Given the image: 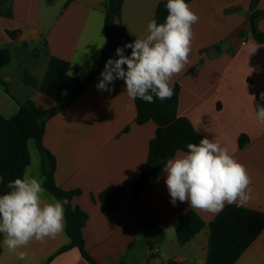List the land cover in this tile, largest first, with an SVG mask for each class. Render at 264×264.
<instances>
[{"label": "crops", "instance_id": "0c3cea01", "mask_svg": "<svg viewBox=\"0 0 264 264\" xmlns=\"http://www.w3.org/2000/svg\"><path fill=\"white\" fill-rule=\"evenodd\" d=\"M166 1L124 0L117 24L127 30L133 42L144 38L158 5ZM105 3L11 0L7 9L0 8V48H9L11 54L16 51L25 60L33 53L34 58L17 75L8 71L11 62L0 72L8 86L0 83V128L17 114L19 102L32 100L43 113L55 105L52 98L25 84L23 72L42 80L50 58L57 57L70 63L71 76L81 80L90 77L94 61L102 57L108 44ZM187 4L199 20L193 25L189 63L172 80L180 86L178 115L189 119L202 138L217 140L245 165L252 180L251 199L245 207L264 212V124L257 121L255 110L256 93L264 86V43L253 38L257 31L264 33V0H190ZM8 9L12 17L4 15ZM256 11H262L263 16L254 19ZM253 48L256 50L251 53ZM107 61L76 101L45 118L43 145L56 159L55 182L66 191L81 190L72 204L88 214L83 229L86 249L100 264H119L121 260L125 264H206L209 223L219 213L198 211L187 202L173 205L164 171L134 200L132 183L147 161L157 125L152 121L136 124L135 100L127 96L123 80L109 85L111 91L97 89ZM241 135L250 140L243 148L238 144ZM29 151L31 163L26 171L42 179L46 189L41 155L33 140ZM184 153L179 151L175 156ZM1 183L3 195L6 192ZM119 188L125 194L118 208L109 211L98 196L104 190ZM44 195L49 202L55 197L47 189ZM190 210L202 217L206 227L181 245L174 219ZM150 225L162 228L164 238ZM2 240L0 235V264H89L75 248L58 254L70 243L66 230L55 239L33 241L19 249L27 253L26 260L8 252ZM235 264H264V230Z\"/></svg>", "mask_w": 264, "mask_h": 264}, {"label": "trees", "instance_id": "16d2710c", "mask_svg": "<svg viewBox=\"0 0 264 264\" xmlns=\"http://www.w3.org/2000/svg\"><path fill=\"white\" fill-rule=\"evenodd\" d=\"M11 0H1L0 8L6 7ZM190 0H185L189 2ZM166 2L158 5L154 19L157 23H163L167 16ZM124 0H106L104 4V27L108 44L102 53V57L94 61L91 75L87 80L69 74L70 63L57 57H51L46 73L42 80L36 79L25 71L23 80L25 84L38 89L42 94L50 97L55 102L52 109L46 113L41 112L32 100L19 102L17 114L8 120L0 128V177L4 192H9L7 184L15 178L22 177L31 163L29 142L33 140L40 152L42 159V172L45 176V187L57 200L67 198L69 203L65 205L66 234L70 239L68 245L63 246L58 254L70 249H77L81 256L89 264H100L86 249L83 229L88 220V214L80 208L73 206L72 201L81 194V190L66 191L60 188L54 178L56 171V159L43 145L46 132V117L50 118L76 101L86 90L90 81L94 78L100 66L109 59H118L116 49L123 48L125 44L132 43L127 30L118 26L121 20ZM1 11V10H0ZM2 13V12H0ZM8 17L13 16L11 9L4 12ZM263 16L262 11L253 14L254 19ZM11 37L15 33L9 32ZM254 40L264 43V33L257 31ZM124 55L130 56L131 49L125 48ZM12 59L9 48H0V72ZM0 83L6 88L7 83L0 74ZM174 94L164 101L154 97V103H147L140 98L135 99L137 116L136 124L143 125L154 122L157 130L149 144V153L146 163L140 171L139 178L132 183L136 200L147 188L155 184L163 173L166 161L173 158L177 152H187V144L199 143L202 139L189 119L178 115L180 86L173 83ZM8 90V89H7ZM69 92L68 97L66 93ZM264 93V86L256 93V105L264 106V100L260 94ZM246 135H241L238 141L239 148L249 143ZM122 188L104 190L98 196L99 202L109 211L118 208L120 199L124 196ZM161 238L165 233L162 228L150 225ZM206 227L205 221L195 211L190 210L174 219V229L177 241L181 245L190 242L198 233ZM210 247L206 264H235L242 254L254 243L264 230V212L252 210L245 206L227 204L223 210L209 223ZM119 264H125L123 260ZM168 264H177L170 261Z\"/></svg>", "mask_w": 264, "mask_h": 264}, {"label": "clouds", "instance_id": "9594fccd", "mask_svg": "<svg viewBox=\"0 0 264 264\" xmlns=\"http://www.w3.org/2000/svg\"><path fill=\"white\" fill-rule=\"evenodd\" d=\"M165 8L168 14L163 23L150 20L146 37L116 49L119 58L106 62L96 85L98 90L111 91L109 85L120 79L133 101L140 98L154 103V97L164 101L173 96L172 80L189 63L195 35L193 25L199 17L185 0H167ZM125 48L131 49L130 56L124 55ZM260 99L264 100V93ZM255 110L257 121L264 124V106L256 105ZM187 149L186 153L168 159L163 169L173 205L177 201L187 202L198 211L218 214L226 203H235L238 207L248 203L251 177L245 165L226 147L205 137L198 144H187ZM7 188L10 191L0 195L2 243L17 259L26 260L27 253L19 249L33 241L43 243L46 238L55 239L64 232L65 205L69 200L53 197L49 202L44 195L43 180L30 171L10 181Z\"/></svg>", "mask_w": 264, "mask_h": 264}, {"label": "rangeland", "instance_id": "374dc122", "mask_svg": "<svg viewBox=\"0 0 264 264\" xmlns=\"http://www.w3.org/2000/svg\"><path fill=\"white\" fill-rule=\"evenodd\" d=\"M13 52V57H12V61L11 64L8 66V71H10L12 74L17 75L18 71L20 68H22V66H24V64L28 65V62H32L34 60L33 58V53H29L27 56V59L25 60L24 57L19 56L20 54H18L16 51H12ZM24 75V72H23Z\"/></svg>", "mask_w": 264, "mask_h": 264}, {"label": "built area", "instance_id": "2783aa9c", "mask_svg": "<svg viewBox=\"0 0 264 264\" xmlns=\"http://www.w3.org/2000/svg\"><path fill=\"white\" fill-rule=\"evenodd\" d=\"M246 44V42L244 41V42H242V45H245ZM155 254L156 253H158V250H155V252H154Z\"/></svg>", "mask_w": 264, "mask_h": 264}, {"label": "water", "instance_id": "95a60500", "mask_svg": "<svg viewBox=\"0 0 264 264\" xmlns=\"http://www.w3.org/2000/svg\"><path fill=\"white\" fill-rule=\"evenodd\" d=\"M252 28H253V31H254V33L256 32V30H254L255 28H254V24L252 25Z\"/></svg>", "mask_w": 264, "mask_h": 264}]
</instances>
